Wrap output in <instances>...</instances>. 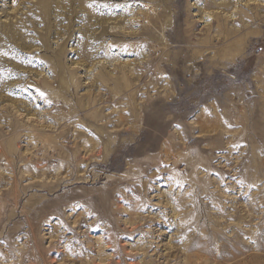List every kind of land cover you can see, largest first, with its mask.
Masks as SVG:
<instances>
[{"label":"rangeland","instance_id":"rangeland-1","mask_svg":"<svg viewBox=\"0 0 264 264\" xmlns=\"http://www.w3.org/2000/svg\"><path fill=\"white\" fill-rule=\"evenodd\" d=\"M0 264H264V0H0Z\"/></svg>","mask_w":264,"mask_h":264},{"label":"bare ground","instance_id":"bare-ground-1","mask_svg":"<svg viewBox=\"0 0 264 264\" xmlns=\"http://www.w3.org/2000/svg\"><path fill=\"white\" fill-rule=\"evenodd\" d=\"M16 14H17V13H16ZM11 25H12V24H11ZM2 26H3V25H2ZM5 28H7V27H5ZM5 28H4V29H5ZM7 30H8V29H7ZM99 117H100V116H99ZM103 134H104V133H103ZM95 177H96V176H95ZM97 177H98V176H97ZM83 179H84V178H83ZM83 179H82V180H83ZM93 179H94V178H93ZM98 179H99V178H95V181L98 180ZM68 181H69V180H68ZM65 182H66V180H65ZM59 183H60V186H61V183L63 184L64 181H63V182H61V181L59 182V180H58V181L56 182V185H55L53 188H56V187L58 186ZM69 183H70V182H69ZM66 184H67V182H66Z\"/></svg>","mask_w":264,"mask_h":264}]
</instances>
